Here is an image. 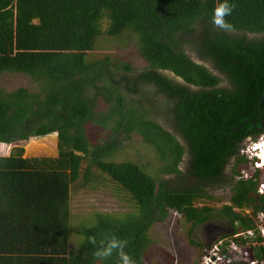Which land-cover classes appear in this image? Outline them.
Instances as JSON below:
<instances>
[{
    "label": "trees",
    "instance_id": "1",
    "mask_svg": "<svg viewBox=\"0 0 264 264\" xmlns=\"http://www.w3.org/2000/svg\"><path fill=\"white\" fill-rule=\"evenodd\" d=\"M219 2L0 0V74L33 84L0 85V143L13 146L0 153V264H118L93 257L88 237L104 233L146 264L150 230L171 212L200 253L195 229L222 222L231 232L219 255L235 246L236 258L264 264V167L246 175L258 157L243 151L264 134V0H230L231 33L210 23ZM100 40L133 47L144 66L110 47L93 57ZM53 132L56 157L24 156L30 138ZM133 135L157 165L114 160ZM106 181L132 212L72 211L74 188ZM225 186L230 197L213 206L210 191Z\"/></svg>",
    "mask_w": 264,
    "mask_h": 264
},
{
    "label": "rangeland",
    "instance_id": "2",
    "mask_svg": "<svg viewBox=\"0 0 264 264\" xmlns=\"http://www.w3.org/2000/svg\"><path fill=\"white\" fill-rule=\"evenodd\" d=\"M110 47V50L115 54H119L122 59L128 61L132 67L140 70L144 66V62L140 60L135 50L131 46L121 47L118 44H114L111 42H106L100 40L97 43L96 51L93 54V57L100 56L102 52L105 50L104 48ZM103 48V49H101ZM192 58L196 59L192 52L189 53ZM198 61V60H196ZM206 67L211 69V65L204 63ZM212 70V69H211ZM172 76V75H170ZM0 85L7 89L12 90L16 87L24 86V87H32L31 79L22 73L17 72H3L0 74ZM100 110H105L106 106L101 102L99 104ZM160 124H164L161 116H158L156 119ZM92 131V130H91ZM98 129H94L92 131L94 133L93 139H100L101 133H98ZM101 131V130H100ZM247 142L246 144H248ZM244 144V147H246ZM25 157H33V156H57L58 148H57V134L56 132L36 136L30 138L24 144ZM13 146L4 145L2 146L0 143V153L2 154H10ZM251 157V154H248ZM248 156V157H249ZM251 159V158H249ZM115 161H133L138 164L144 163H152V165H157V161L155 159V155L149 150H145L140 146V139L136 135H133L130 139L123 142L122 146L115 153ZM254 166H251V165ZM244 167H246L245 171L246 175L250 174L255 170V164L251 163V161H247L244 163ZM258 168V167H257ZM109 181L100 184L99 186L91 188L90 186H86L84 188L77 187L74 188L71 192V208L75 214L85 215L91 212H107V213H129L132 212V208L125 202L123 198H121L120 193L117 192ZM212 196L215 198H219L221 201H215L213 206H219L222 202H226L230 197V189L228 186L219 187L210 191ZM261 217L264 214H260ZM259 215L258 222L261 223V217ZM208 224H212L214 226H218L221 228V232H227L223 235L230 234L229 225H226L222 222H211ZM190 230L189 224H187L182 217H180L175 212H171L168 215L166 221L162 224H156L150 230V237L153 240V244L148 250V253L145 256L146 264H200L203 261L204 251L201 250V253L197 251L196 246H192L188 243V231ZM202 229L193 232L194 240H199L203 242V244L208 241H213L211 246L213 247L216 244V240L220 237L212 238L203 233L205 230L200 232ZM216 239V240H215ZM210 248V249H211ZM208 250V249H207ZM229 257V256H228ZM223 259V262L220 264H246L244 260H238L234 262H227V258ZM208 264H212L208 262Z\"/></svg>",
    "mask_w": 264,
    "mask_h": 264
},
{
    "label": "clouds",
    "instance_id": "3",
    "mask_svg": "<svg viewBox=\"0 0 264 264\" xmlns=\"http://www.w3.org/2000/svg\"><path fill=\"white\" fill-rule=\"evenodd\" d=\"M235 10V4L230 3V0H221L213 9V14L210 23L215 29L224 33H231L235 30V26L228 19ZM264 142V137L258 139L251 138L247 142L255 146L253 150L262 154L259 149V144ZM246 142V143H247ZM246 144V146L248 145ZM264 149V146H261ZM253 157H258L255 154ZM260 158L258 157V162ZM88 243L94 247L93 257L96 261H106L115 255L118 258V264H138V261L133 258L125 249L128 246V240L122 239L114 233H104L100 239L96 236H89Z\"/></svg>",
    "mask_w": 264,
    "mask_h": 264
},
{
    "label": "built area",
    "instance_id": "4",
    "mask_svg": "<svg viewBox=\"0 0 264 264\" xmlns=\"http://www.w3.org/2000/svg\"><path fill=\"white\" fill-rule=\"evenodd\" d=\"M261 137H264V134ZM256 145L257 144H255V146ZM262 145L264 146L263 140H262V143L259 144V149L261 151H263L262 154H259V153H257L256 150H253L256 147L252 146L251 144H248L243 150L245 153H247V156H249L248 155L249 153L251 154V157L249 156L250 158H252L255 154H257V156L260 158L259 159L260 161L256 162V164H255L256 167H264V149H262V147H261ZM261 186L263 189L264 188V182L261 184ZM261 214H264V213H261ZM260 217H261V215H260ZM260 220H261V223L259 224V227H260L261 234L264 236V215L261 217ZM219 246H220V243L218 242V243L214 244V246L212 248L211 247L206 248L207 253L205 254L204 259H203L204 263L208 264V262H211L212 264H220V262L221 263L223 262L225 255H223V256L219 255ZM226 256H228V255H226ZM242 260H244L246 262V264H262L261 262H259L256 259H247L246 258V259H242Z\"/></svg>",
    "mask_w": 264,
    "mask_h": 264
},
{
    "label": "flooded vegetation",
    "instance_id": "5",
    "mask_svg": "<svg viewBox=\"0 0 264 264\" xmlns=\"http://www.w3.org/2000/svg\"><path fill=\"white\" fill-rule=\"evenodd\" d=\"M173 77V76H172ZM177 80H179L180 82H182L181 81V79L180 78H176ZM253 138V137H252ZM227 170H229V169H227ZM228 188H230V186H228ZM200 229H202L200 232H202L203 230H205L203 233H206V229L207 230H209V231H207V235H209V237H212V238H216V237H218V236H220L221 234H225V233H227V232H221V228L220 227H218V226H214V225H212V224H203V225H201V226H199V227H197L195 230L196 231H198V230H200ZM229 232H231V230H230V228H229ZM216 240V239H215ZM196 242L198 243V244H203V242H200L199 240H196ZM213 241H208V243H207V246H206V243L205 244H203V251H204V254H203V259H204V256H205V254H206V248H209V246L211 245V243H212ZM219 243H221V241H218ZM227 251H228V254L227 253H225L224 255V257L226 258V257H228L227 258V262H234L235 260L236 261H238V260H240L241 258H236L235 257V255H236V252H235V250H236V247L234 246L233 248H231L230 250V252H229V248L227 247V249H226ZM226 255H228V256H226ZM200 264H206V263H204V260L202 261V263H200Z\"/></svg>",
    "mask_w": 264,
    "mask_h": 264
},
{
    "label": "water",
    "instance_id": "6",
    "mask_svg": "<svg viewBox=\"0 0 264 264\" xmlns=\"http://www.w3.org/2000/svg\"><path fill=\"white\" fill-rule=\"evenodd\" d=\"M172 75V74H171ZM263 103H264V95H263V97H262V99H261V103H260V108L262 109V105H263ZM260 115L262 116V111L260 110ZM245 122H247V121H245ZM261 129V128H260Z\"/></svg>",
    "mask_w": 264,
    "mask_h": 264
}]
</instances>
